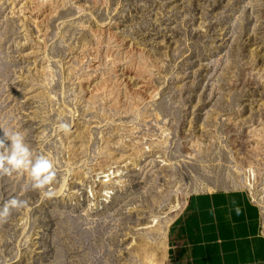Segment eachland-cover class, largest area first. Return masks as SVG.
Listing matches in <instances>:
<instances>
[{"label":"rangeland","instance_id":"374dc122","mask_svg":"<svg viewBox=\"0 0 264 264\" xmlns=\"http://www.w3.org/2000/svg\"><path fill=\"white\" fill-rule=\"evenodd\" d=\"M0 130L56 172L0 174V264H166L195 192L264 216V0H0Z\"/></svg>","mask_w":264,"mask_h":264},{"label":"crops","instance_id":"0c3cea01","mask_svg":"<svg viewBox=\"0 0 264 264\" xmlns=\"http://www.w3.org/2000/svg\"><path fill=\"white\" fill-rule=\"evenodd\" d=\"M172 221L166 264H264L263 210L246 189L192 193Z\"/></svg>","mask_w":264,"mask_h":264},{"label":"clouds","instance_id":"9594fccd","mask_svg":"<svg viewBox=\"0 0 264 264\" xmlns=\"http://www.w3.org/2000/svg\"><path fill=\"white\" fill-rule=\"evenodd\" d=\"M67 127V125H63ZM0 174L9 175L13 172L26 173L34 189L51 184L55 178V164L46 154L34 155L25 143L20 131L0 130ZM49 191L47 195H52ZM25 201L15 197L0 206V218L6 217L11 208L22 207Z\"/></svg>","mask_w":264,"mask_h":264},{"label":"bare ground","instance_id":"6f19581e","mask_svg":"<svg viewBox=\"0 0 264 264\" xmlns=\"http://www.w3.org/2000/svg\"><path fill=\"white\" fill-rule=\"evenodd\" d=\"M247 183H249V185H250L251 181L250 182H247ZM178 206H179V203L175 205V208L174 209H177ZM158 264H163L162 260H159Z\"/></svg>","mask_w":264,"mask_h":264}]
</instances>
